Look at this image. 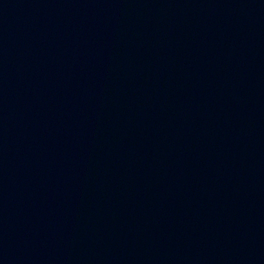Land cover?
Wrapping results in <instances>:
<instances>
[{
    "label": "water",
    "instance_id": "95a60500",
    "mask_svg": "<svg viewBox=\"0 0 264 264\" xmlns=\"http://www.w3.org/2000/svg\"><path fill=\"white\" fill-rule=\"evenodd\" d=\"M0 264H264V0H0Z\"/></svg>",
    "mask_w": 264,
    "mask_h": 264
}]
</instances>
